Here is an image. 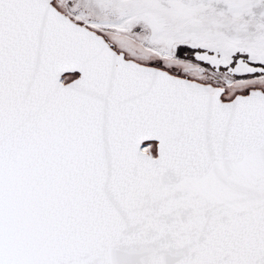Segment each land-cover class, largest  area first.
<instances>
[{
	"label": "snow or ice",
	"instance_id": "snow-or-ice-1",
	"mask_svg": "<svg viewBox=\"0 0 264 264\" xmlns=\"http://www.w3.org/2000/svg\"><path fill=\"white\" fill-rule=\"evenodd\" d=\"M0 264H264V0H0Z\"/></svg>",
	"mask_w": 264,
	"mask_h": 264
}]
</instances>
